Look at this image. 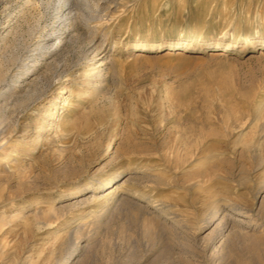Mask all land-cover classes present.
Masks as SVG:
<instances>
[{
	"label": "rangeland",
	"instance_id": "obj_1",
	"mask_svg": "<svg viewBox=\"0 0 264 264\" xmlns=\"http://www.w3.org/2000/svg\"><path fill=\"white\" fill-rule=\"evenodd\" d=\"M0 264H264V0H0Z\"/></svg>",
	"mask_w": 264,
	"mask_h": 264
},
{
	"label": "bare ground",
	"instance_id": "obj_2",
	"mask_svg": "<svg viewBox=\"0 0 264 264\" xmlns=\"http://www.w3.org/2000/svg\"><path fill=\"white\" fill-rule=\"evenodd\" d=\"M140 43H141V42H140ZM144 44H145V43H144ZM179 44H181V43H179V42H176V43H175L176 46H178ZM154 45H155V44H154ZM134 46H135V45H134ZM139 46H140V45H139ZM151 47H153V46H151ZM135 48H136V47H135ZM145 48H146V47H145ZM147 49H148V48H147ZM147 49H146V50H147ZM143 50H144V49H143ZM171 50H173V49H171ZM168 52H169V51H168ZM170 53H171V52H170ZM172 53H173V52H172ZM229 215H230V214H229Z\"/></svg>",
	"mask_w": 264,
	"mask_h": 264
}]
</instances>
